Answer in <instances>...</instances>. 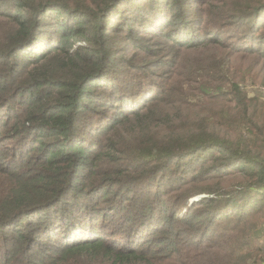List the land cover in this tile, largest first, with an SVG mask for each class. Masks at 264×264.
<instances>
[{
	"label": "trees",
	"instance_id": "16d2710c",
	"mask_svg": "<svg viewBox=\"0 0 264 264\" xmlns=\"http://www.w3.org/2000/svg\"><path fill=\"white\" fill-rule=\"evenodd\" d=\"M263 72L264 0H0V264H264Z\"/></svg>",
	"mask_w": 264,
	"mask_h": 264
},
{
	"label": "rangeland",
	"instance_id": "374dc122",
	"mask_svg": "<svg viewBox=\"0 0 264 264\" xmlns=\"http://www.w3.org/2000/svg\"><path fill=\"white\" fill-rule=\"evenodd\" d=\"M133 2V0H131ZM135 2V0H134ZM141 2H138L137 4H139ZM159 6H161V3L157 4L155 7L153 6V10L152 12H157V9L159 11V13H162L164 11V7L159 9ZM123 7V6H122ZM136 12V9H134ZM126 15V18L129 19V23L128 26H123L122 28V32L118 33L117 35H122L123 33H125L127 30H129V28L132 26L134 28V33L135 36L133 38L131 43H128V45H126L124 48V50L120 51V54L122 56L125 57V59L132 61L134 64L138 65V68H142V66L145 64L146 66L152 65V61H155V57H147V58H143V51L140 49V46L136 45V42L138 41V39H141L140 41H142L143 43L145 42V44L148 43H152L153 44V48L154 50H156L157 54L161 53L159 48H162L161 46V39L155 36H149L146 35L144 37L140 36L139 37V25L136 24V20L134 13L129 12L127 13L126 11L124 12ZM146 21H153L152 18L147 19ZM113 24H117V21H115ZM112 34V33H110ZM115 35V34H113ZM123 46V45H122ZM74 49V48H73ZM154 67L152 66L150 68L149 71H154ZM147 70H145L146 72ZM264 73V72H263ZM140 80L143 81V78H141L140 75ZM246 89L248 91V93L250 94V96H254L257 95L258 93H261V95L264 96V86H259L258 84H252L250 82L247 83L246 85ZM5 144H9V142H6ZM200 157V163H196L195 161H193L194 159ZM206 159V154L203 153H197L196 155H192L190 153L183 155L182 159H179L178 161H176L175 163H173V167H171L166 175H164L165 173L162 172L159 174V179H158V183L161 182H165L168 181V178H172L175 175L176 176H185L188 180L191 178V176H199L198 181L195 183L196 185L189 183L186 184L184 186V188H198V187H203L206 185H210L211 187H216L220 190H224L226 192H230L232 190H235L237 188H240L241 184H242V177H236L234 175H229L226 177H219L218 179L216 178H212L210 176H216L213 174V172H211V167L214 163L212 161H208L206 160L199 168L198 166L201 164V162H203ZM147 168H149L150 166H146ZM198 168V170H197ZM197 170V171H196ZM141 174V173H140ZM134 175H138V173H132V176ZM163 176H166L167 179H164ZM180 187L175 189L174 192L171 194V196H175L180 192ZM203 197H207V194H200V195H195L193 196L191 199H189V203H193L194 201L201 199ZM162 198V195L160 196V199ZM170 203L169 200H167L164 203V206H168V204ZM157 208V207H156ZM224 224H226L225 222H219L218 223V228L221 229ZM98 225V224H97ZM110 228V227H109ZM13 236V234H12ZM4 255V254H3Z\"/></svg>",
	"mask_w": 264,
	"mask_h": 264
}]
</instances>
